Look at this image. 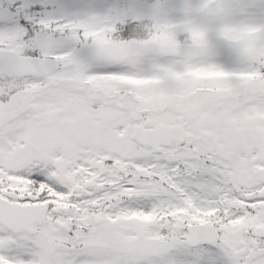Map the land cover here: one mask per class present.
<instances>
[{"label": "snow or ice", "instance_id": "1", "mask_svg": "<svg viewBox=\"0 0 264 264\" xmlns=\"http://www.w3.org/2000/svg\"><path fill=\"white\" fill-rule=\"evenodd\" d=\"M0 264H264V0H0Z\"/></svg>", "mask_w": 264, "mask_h": 264}]
</instances>
